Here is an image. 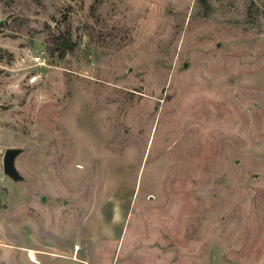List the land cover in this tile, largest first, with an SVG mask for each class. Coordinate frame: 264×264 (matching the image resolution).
Instances as JSON below:
<instances>
[{
    "label": "rangeland",
    "instance_id": "obj_1",
    "mask_svg": "<svg viewBox=\"0 0 264 264\" xmlns=\"http://www.w3.org/2000/svg\"><path fill=\"white\" fill-rule=\"evenodd\" d=\"M0 264H264V0H0Z\"/></svg>",
    "mask_w": 264,
    "mask_h": 264
},
{
    "label": "water",
    "instance_id": "obj_2",
    "mask_svg": "<svg viewBox=\"0 0 264 264\" xmlns=\"http://www.w3.org/2000/svg\"><path fill=\"white\" fill-rule=\"evenodd\" d=\"M18 154V150H6L2 159L3 172L12 179H17V172L14 162Z\"/></svg>",
    "mask_w": 264,
    "mask_h": 264
},
{
    "label": "built area",
    "instance_id": "obj_3",
    "mask_svg": "<svg viewBox=\"0 0 264 264\" xmlns=\"http://www.w3.org/2000/svg\"><path fill=\"white\" fill-rule=\"evenodd\" d=\"M36 64H44V58L41 53H36L35 55H30Z\"/></svg>",
    "mask_w": 264,
    "mask_h": 264
},
{
    "label": "trees",
    "instance_id": "obj_4",
    "mask_svg": "<svg viewBox=\"0 0 264 264\" xmlns=\"http://www.w3.org/2000/svg\"><path fill=\"white\" fill-rule=\"evenodd\" d=\"M60 38H61L62 40H64V38H65V41H66V39H67V37H65L64 35H62V36L59 37V38H54V39L51 41V43H53L54 45H55V44H58L59 41H60Z\"/></svg>",
    "mask_w": 264,
    "mask_h": 264
}]
</instances>
